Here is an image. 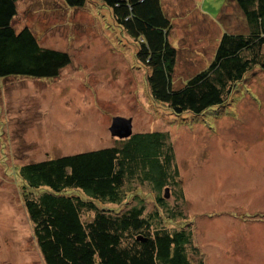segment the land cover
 Here are the masks:
<instances>
[{
  "label": "rangeland",
  "instance_id": "1",
  "mask_svg": "<svg viewBox=\"0 0 264 264\" xmlns=\"http://www.w3.org/2000/svg\"><path fill=\"white\" fill-rule=\"evenodd\" d=\"M161 3L178 52L177 87L207 66L223 32L247 30L233 0ZM23 24L71 61L51 80L0 78V264H44L22 205L19 167L114 145L108 128L115 116L131 118L133 133H170L188 215L177 222L191 223L205 264H264V69L249 72L228 104L178 119L151 99L134 41L99 0L78 8L23 0L17 25ZM143 189L149 212L154 201Z\"/></svg>",
  "mask_w": 264,
  "mask_h": 264
},
{
  "label": "trees",
  "instance_id": "2",
  "mask_svg": "<svg viewBox=\"0 0 264 264\" xmlns=\"http://www.w3.org/2000/svg\"><path fill=\"white\" fill-rule=\"evenodd\" d=\"M21 1L0 0V78L55 79L70 55L40 44L28 25L19 28ZM62 1L74 8L86 2ZM99 1L134 41L150 97L168 115L196 118L228 104L249 72L264 69V0H233L247 30L223 32L207 66L180 87L173 84L178 52L169 40L173 26L161 0ZM175 157L169 132L145 130L111 146L21 165L22 205L43 263L205 264L191 223L177 222L188 215ZM140 188L154 201L149 212ZM87 212L90 219L83 216Z\"/></svg>",
  "mask_w": 264,
  "mask_h": 264
},
{
  "label": "water",
  "instance_id": "3",
  "mask_svg": "<svg viewBox=\"0 0 264 264\" xmlns=\"http://www.w3.org/2000/svg\"><path fill=\"white\" fill-rule=\"evenodd\" d=\"M109 133L113 137L125 139L132 135V120L121 116H115L111 120L108 128ZM165 197H167V188L165 189Z\"/></svg>",
  "mask_w": 264,
  "mask_h": 264
}]
</instances>
